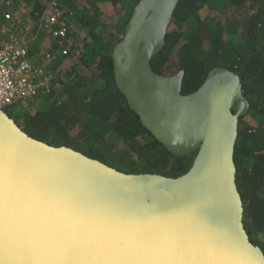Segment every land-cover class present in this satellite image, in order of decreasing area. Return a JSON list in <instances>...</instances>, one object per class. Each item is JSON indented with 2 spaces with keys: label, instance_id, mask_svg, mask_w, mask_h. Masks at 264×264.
<instances>
[{
  "label": "water",
  "instance_id": "obj_1",
  "mask_svg": "<svg viewBox=\"0 0 264 264\" xmlns=\"http://www.w3.org/2000/svg\"><path fill=\"white\" fill-rule=\"evenodd\" d=\"M180 0H137L110 55L128 107L176 157L178 176L126 173L28 135L0 105V264H264L236 183L239 75L207 71L183 93L184 70L151 60Z\"/></svg>",
  "mask_w": 264,
  "mask_h": 264
},
{
  "label": "trees",
  "instance_id": "obj_2",
  "mask_svg": "<svg viewBox=\"0 0 264 264\" xmlns=\"http://www.w3.org/2000/svg\"><path fill=\"white\" fill-rule=\"evenodd\" d=\"M51 1L0 0V36L5 38V30L22 15L31 19L30 36L22 39L21 31L12 35L27 46L32 61L37 64L45 50L53 55L45 65L48 91L37 97L44 100L43 107L22 108L19 102L4 111L28 135L70 146L123 172H186L195 152L180 157L168 152L114 83L110 52L130 13L120 26L107 19L120 17L132 0H57L69 24L66 38L54 37L41 25ZM6 12L12 14L11 24ZM64 48L68 52L61 55ZM151 64L164 74L183 69V93L195 91L215 66L239 75L249 110L238 119L236 183L249 237L264 252V0H180L165 44Z\"/></svg>",
  "mask_w": 264,
  "mask_h": 264
},
{
  "label": "built area",
  "instance_id": "obj_3",
  "mask_svg": "<svg viewBox=\"0 0 264 264\" xmlns=\"http://www.w3.org/2000/svg\"><path fill=\"white\" fill-rule=\"evenodd\" d=\"M5 19L10 18L6 12ZM45 30H52L54 37L66 38L69 30L67 16L58 7L57 0H52L40 19ZM67 49L61 50V55L67 54ZM53 55L45 50L37 58V64L32 61L29 49L14 36H0V105L6 107L19 103L26 98H37L48 91V72L45 65Z\"/></svg>",
  "mask_w": 264,
  "mask_h": 264
},
{
  "label": "rangeland",
  "instance_id": "obj_4",
  "mask_svg": "<svg viewBox=\"0 0 264 264\" xmlns=\"http://www.w3.org/2000/svg\"><path fill=\"white\" fill-rule=\"evenodd\" d=\"M132 2H133V0L131 1V3L130 4H128L126 7H124V8H121V13H120V17H116V18H114V19H107L108 20V22H112V24L113 23H118L119 24V26L121 25V23L126 19V17H128V12L130 13V11H129V9H130V6H131V4H132ZM131 10V9H130ZM123 16V18H122V16ZM21 17V18H20ZM10 18H12V14L10 13ZM9 18V23L11 24L12 23V20L13 19H10ZM28 18H26L25 17V19L23 20V17H22V15H19V17H18V21H16V24L14 25V27H12V28H10L9 30H5V32H4V37L6 36V38L7 37H9V36H13L12 34H19V32L21 31L22 32V34H21V36H22V39L23 38H25V36H30V25H31V23H28L31 19H28ZM115 21V22H114ZM117 21V22H116ZM25 23H28L27 24V28L26 27H24V24ZM20 26H23L20 30H18L19 28H20ZM175 27V26H174ZM110 28H112V25H111V27ZM35 36H37V35H35ZM117 37H119V36H122V34H121V31L119 30V32L117 33V35H116ZM30 39H32V38H29V40ZM25 41H27L26 39H24ZM20 105H21V107L22 108H32V107H43V105H44V100L42 99V98H33V99H31V98H26V99H24V100H22L21 101V103H20ZM34 105V106H33ZM32 110V109H31Z\"/></svg>",
  "mask_w": 264,
  "mask_h": 264
},
{
  "label": "crops",
  "instance_id": "obj_5",
  "mask_svg": "<svg viewBox=\"0 0 264 264\" xmlns=\"http://www.w3.org/2000/svg\"><path fill=\"white\" fill-rule=\"evenodd\" d=\"M33 56H31V58H32Z\"/></svg>",
  "mask_w": 264,
  "mask_h": 264
}]
</instances>
